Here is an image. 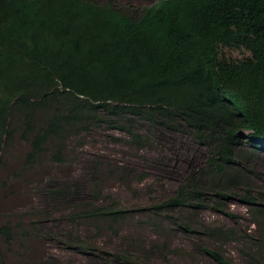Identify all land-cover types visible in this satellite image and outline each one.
<instances>
[{"label":"trees","instance_id":"obj_1","mask_svg":"<svg viewBox=\"0 0 264 264\" xmlns=\"http://www.w3.org/2000/svg\"><path fill=\"white\" fill-rule=\"evenodd\" d=\"M138 14L116 0H0V166L18 139L32 166L44 154L63 163L67 141L100 124L139 148L151 147L150 128L186 130L207 149L206 167L157 208L210 205L232 218L225 202L237 199L258 231L248 253L257 264L264 260V203L247 167L264 151V0H160ZM56 187L50 196L73 204L71 222L102 231L126 221L127 211L114 204L76 203L69 186ZM207 232L222 243L238 240L233 228ZM0 236L12 240L8 223ZM66 240L72 250L90 247L69 234ZM202 251L231 264L217 250ZM114 257L131 264L128 252Z\"/></svg>","mask_w":264,"mask_h":264},{"label":"rangeland","instance_id":"obj_2","mask_svg":"<svg viewBox=\"0 0 264 264\" xmlns=\"http://www.w3.org/2000/svg\"><path fill=\"white\" fill-rule=\"evenodd\" d=\"M157 1L117 0L125 11ZM138 127L147 133L145 123ZM148 134L151 147L139 148L128 142L127 134L100 124L67 141L63 163L44 154L32 166L27 164L26 142H13L0 166V227L8 223L14 236L9 241L0 236V264H120L114 255L127 252L131 264H219L203 248L219 251L231 264H250L248 253L255 250L251 237L258 231L249 206L227 200L226 212L232 218L210 205L200 210L157 208L190 174L206 167L207 149L186 130L150 128ZM248 163V181L255 193H262L264 203V151ZM57 185L69 186L76 203L122 208L126 221L102 231L85 220L69 221L73 204L56 203L50 196ZM213 227L233 228L238 240L222 243L211 238L207 229ZM68 234L87 243V252L68 248Z\"/></svg>","mask_w":264,"mask_h":264},{"label":"clouds","instance_id":"obj_3","mask_svg":"<svg viewBox=\"0 0 264 264\" xmlns=\"http://www.w3.org/2000/svg\"><path fill=\"white\" fill-rule=\"evenodd\" d=\"M160 0H158L156 3H154L152 6H149V7H144V8H142V9H140V10H133V11H130L129 9L127 10V11H125V12H128L129 14H134V12L136 11V12H138L139 14H141L144 10H147V9H150V8H152V7H154V6H156V4L159 2ZM116 2H117V0H116ZM117 5H118V2H117ZM118 7L119 8H121L119 5H118ZM122 9V8H121ZM123 10V9H122ZM138 14V15H139Z\"/></svg>","mask_w":264,"mask_h":264}]
</instances>
